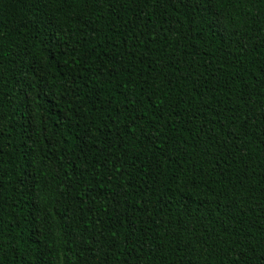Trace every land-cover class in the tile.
Masks as SVG:
<instances>
[{
    "label": "trees",
    "instance_id": "obj_1",
    "mask_svg": "<svg viewBox=\"0 0 264 264\" xmlns=\"http://www.w3.org/2000/svg\"><path fill=\"white\" fill-rule=\"evenodd\" d=\"M0 264H264V0H0Z\"/></svg>",
    "mask_w": 264,
    "mask_h": 264
}]
</instances>
